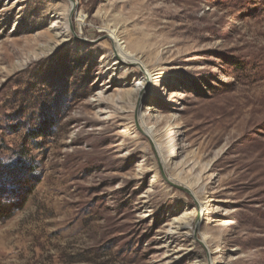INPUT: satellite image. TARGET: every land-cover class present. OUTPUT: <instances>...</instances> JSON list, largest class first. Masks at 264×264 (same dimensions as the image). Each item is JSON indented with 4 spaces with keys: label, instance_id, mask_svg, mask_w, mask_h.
I'll use <instances>...</instances> for the list:
<instances>
[{
    "label": "rangeland",
    "instance_id": "374dc122",
    "mask_svg": "<svg viewBox=\"0 0 264 264\" xmlns=\"http://www.w3.org/2000/svg\"><path fill=\"white\" fill-rule=\"evenodd\" d=\"M0 197V264H264V0H0Z\"/></svg>",
    "mask_w": 264,
    "mask_h": 264
},
{
    "label": "bare ground",
    "instance_id": "6f19581e",
    "mask_svg": "<svg viewBox=\"0 0 264 264\" xmlns=\"http://www.w3.org/2000/svg\"><path fill=\"white\" fill-rule=\"evenodd\" d=\"M65 31H68L67 29ZM66 34H62L61 31H57L56 33V39H58V42L59 43H63L64 40H66ZM111 40L114 44V46L118 49L117 52L113 55V65L114 64H117V65H123V67L127 68L129 64H136L138 63L137 61L135 62L134 60L132 59H127V57L125 56V54H123L120 50V43L118 41V38L115 36V35H112L111 36ZM139 61V60H138ZM141 77L143 78V83L141 84L142 86L143 85H151L152 83H154V80L152 78V75L150 73H147L146 70H144V68L141 70ZM165 162V166L167 164H169V162L167 161H163V163ZM210 177V176H209ZM208 176H204V172L200 173L198 175V179L196 180L195 184H194V187L192 185V187H187L188 190L191 191V193L195 196L196 198V203L194 205V207L196 209H203L204 207H207V203L206 202H203L200 198H198V195L200 193V191H202L206 185L209 184V178ZM189 191V192H190ZM200 222H204V220L202 219H199L197 225L199 226L200 225ZM181 230H184V232L186 231V227L180 223L174 225V223H172L167 229H166V233H176L178 234ZM191 231V230H190ZM185 234L189 235L188 232H185ZM191 234V232H190ZM166 241H169L171 238L170 236H166L165 237ZM207 251V254L209 256L212 257L213 252L210 250V249H206Z\"/></svg>",
    "mask_w": 264,
    "mask_h": 264
},
{
    "label": "trees",
    "instance_id": "16d2710c",
    "mask_svg": "<svg viewBox=\"0 0 264 264\" xmlns=\"http://www.w3.org/2000/svg\"><path fill=\"white\" fill-rule=\"evenodd\" d=\"M10 199V198H9ZM9 199H6V200H4V199H2L1 197H0V220H3V219H6L7 217H9V216H5L6 215V212L8 211V208L10 207V206H12V205H10L9 207H6V205H7V203H13V200H12V202L11 201H9ZM5 201H7V202H5ZM9 201V202H8ZM5 217V218H4Z\"/></svg>",
    "mask_w": 264,
    "mask_h": 264
}]
</instances>
